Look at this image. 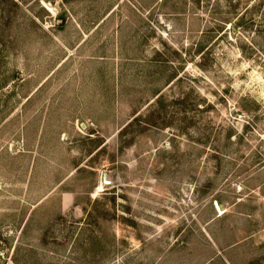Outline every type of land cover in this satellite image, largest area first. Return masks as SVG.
<instances>
[{
    "label": "rangeland",
    "instance_id": "374dc122",
    "mask_svg": "<svg viewBox=\"0 0 264 264\" xmlns=\"http://www.w3.org/2000/svg\"><path fill=\"white\" fill-rule=\"evenodd\" d=\"M0 264H264V0H0Z\"/></svg>",
    "mask_w": 264,
    "mask_h": 264
}]
</instances>
